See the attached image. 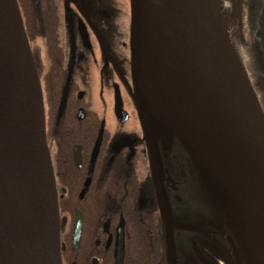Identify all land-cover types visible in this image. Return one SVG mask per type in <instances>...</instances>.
Segmentation results:
<instances>
[{"label":"water","instance_id":"1","mask_svg":"<svg viewBox=\"0 0 264 264\" xmlns=\"http://www.w3.org/2000/svg\"><path fill=\"white\" fill-rule=\"evenodd\" d=\"M129 3L136 107L147 139L152 181L165 229L167 264H176L174 225L164 199L155 135L181 140L152 125L156 110L145 68L146 30L155 27L172 43L187 70L192 96L209 136L245 192L248 205L261 210H264V111L212 0H129ZM168 87L169 96L176 102L179 122L194 141V152L197 149L193 157L217 183L207 150L204 145H197L200 133L184 92L172 81ZM0 168L7 217L4 264H62L59 202L46 141L42 89L17 0H0ZM91 171L90 168L87 179ZM123 255L121 244L115 252V264H123Z\"/></svg>","mask_w":264,"mask_h":264},{"label":"flooded vegetation","instance_id":"2","mask_svg":"<svg viewBox=\"0 0 264 264\" xmlns=\"http://www.w3.org/2000/svg\"><path fill=\"white\" fill-rule=\"evenodd\" d=\"M54 4L53 29L29 44L33 53L40 49L43 58L37 73L59 202L61 261L115 264L116 249L122 244L123 264H130L126 234L139 214L159 218L158 230L165 232L136 107L130 3L54 0ZM155 140L164 199L174 225L176 264H217L222 250L232 255L221 230L212 228L211 222L197 225L184 219L189 201L173 175L181 165L178 159L185 162L184 153L178 151L175 137L156 134Z\"/></svg>","mask_w":264,"mask_h":264},{"label":"bare ground","instance_id":"3","mask_svg":"<svg viewBox=\"0 0 264 264\" xmlns=\"http://www.w3.org/2000/svg\"><path fill=\"white\" fill-rule=\"evenodd\" d=\"M219 9L218 0H212ZM145 68L151 83V100L156 110L153 117V126L169 135H177L187 147L192 156L194 141L185 133L176 113V102L169 96L168 82L172 81L184 92L188 105L191 107L193 118L198 126L200 136L197 145H204L207 155L211 159L213 173L218 185L227 192L237 204L241 219L247 224L250 235L249 264H264V210L254 209L248 205L245 192L230 173L218 149L214 145L200 113L199 106L192 96V88L172 43L155 27H150L144 35ZM0 168V264H4V247L7 229V217L3 195V176ZM3 174V173H2Z\"/></svg>","mask_w":264,"mask_h":264},{"label":"rangeland","instance_id":"4","mask_svg":"<svg viewBox=\"0 0 264 264\" xmlns=\"http://www.w3.org/2000/svg\"><path fill=\"white\" fill-rule=\"evenodd\" d=\"M218 1L223 22L247 70L251 65L248 43L253 35L248 9L249 0ZM39 44L38 41L34 43L35 49L38 48L37 45ZM38 51H34L32 54L37 69H41L43 58L40 49ZM100 108L101 106L98 104V109ZM162 137L166 136L162 135ZM175 139L179 140L176 137ZM183 148L185 162L178 161L181 165L174 170L173 175L177 176V181L180 182H178L179 190L183 189L182 193L186 195L185 198L189 201L188 212L184 219L197 225L213 223L212 228L221 230L223 239L224 235H230L233 246H236V257L232 256V264H249L251 260L249 254L250 235L247 224L241 219L237 204L230 195L218 187L214 177L206 170L207 168L197 161L184 146ZM180 171H182V175H179ZM217 264L225 263L217 259Z\"/></svg>","mask_w":264,"mask_h":264},{"label":"trees","instance_id":"5","mask_svg":"<svg viewBox=\"0 0 264 264\" xmlns=\"http://www.w3.org/2000/svg\"><path fill=\"white\" fill-rule=\"evenodd\" d=\"M17 2L28 40L45 38L53 29L56 17L54 0H17ZM248 9L253 35L248 43L251 65L247 71L264 111V0H249ZM177 145L180 148L178 151H183L184 148L179 140ZM160 222L159 218L145 216L143 213L136 217L132 230L126 234L130 242L127 250L130 264H167L164 233L158 230L161 226ZM224 236L225 244L230 248L232 255L225 249L222 250L223 256L218 259L225 264H232V256L236 255V246H233L230 235Z\"/></svg>","mask_w":264,"mask_h":264}]
</instances>
